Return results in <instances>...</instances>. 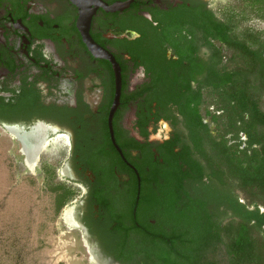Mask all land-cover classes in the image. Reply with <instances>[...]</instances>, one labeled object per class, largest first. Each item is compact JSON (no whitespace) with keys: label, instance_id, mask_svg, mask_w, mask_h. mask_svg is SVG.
I'll return each mask as SVG.
<instances>
[{"label":"trees","instance_id":"obj_1","mask_svg":"<svg viewBox=\"0 0 264 264\" xmlns=\"http://www.w3.org/2000/svg\"><path fill=\"white\" fill-rule=\"evenodd\" d=\"M243 3L264 21V0ZM195 11L127 49L150 79L133 98L173 131L134 163L133 225L107 249L118 264H264V36Z\"/></svg>","mask_w":264,"mask_h":264},{"label":"flooded vegetation","instance_id":"obj_2","mask_svg":"<svg viewBox=\"0 0 264 264\" xmlns=\"http://www.w3.org/2000/svg\"><path fill=\"white\" fill-rule=\"evenodd\" d=\"M209 2L86 0L78 7L71 0H0V128L22 134L38 124L55 129L48 131V141H63L62 175L81 193L74 221L106 264H118L107 250L111 235L133 225L128 213L134 218L135 205L122 196L134 177L139 188L135 161L147 150L154 151V144L169 140L173 131L167 124L170 135L157 141L153 131L165 120L155 121L159 112L155 103L147 107L144 97L133 98L150 79L127 49H134L142 35L150 39L161 33L166 20L196 12L199 5L212 11ZM83 13L91 15L88 34L94 45L112 56L121 70L119 105L111 120L121 154L108 127L114 99L112 66L84 44L77 26ZM166 57H172L170 51ZM122 95L126 98L121 101Z\"/></svg>","mask_w":264,"mask_h":264},{"label":"rangeland","instance_id":"obj_3","mask_svg":"<svg viewBox=\"0 0 264 264\" xmlns=\"http://www.w3.org/2000/svg\"><path fill=\"white\" fill-rule=\"evenodd\" d=\"M209 1L220 20L232 18L237 32L250 29L264 36V21L257 18L258 13L248 3ZM222 54L224 61L232 65L233 52L223 48ZM162 124L169 123L159 121L157 131H153L159 135L157 141L171 133L170 126L163 132ZM56 139L40 155L35 172L30 173L23 165L20 145L0 128V264H92L91 248L74 217L75 227L64 220L66 211H75L81 193L62 175L65 152L63 141ZM64 191L65 201L58 208Z\"/></svg>","mask_w":264,"mask_h":264},{"label":"bare ground","instance_id":"obj_4","mask_svg":"<svg viewBox=\"0 0 264 264\" xmlns=\"http://www.w3.org/2000/svg\"><path fill=\"white\" fill-rule=\"evenodd\" d=\"M167 126L162 124L163 132H167ZM52 129L53 133L55 129L50 128L46 125L38 124L36 125L30 133L22 134L14 128H8V133L14 137L21 144V153L25 157V167L30 173H34L38 166V157L51 143H54L57 139L48 141V131ZM161 134V133H160ZM159 138V135H157ZM73 211H66L64 215L65 223L70 227H75L73 222ZM89 260L92 264H106L103 261H100L95 252L89 250Z\"/></svg>","mask_w":264,"mask_h":264},{"label":"water","instance_id":"obj_5","mask_svg":"<svg viewBox=\"0 0 264 264\" xmlns=\"http://www.w3.org/2000/svg\"><path fill=\"white\" fill-rule=\"evenodd\" d=\"M76 6H80L82 3H85L86 0H71ZM90 18L91 15L88 14L86 15L85 13L81 14L80 19L78 20V30L81 34V37L83 39L84 44L88 47L89 51L97 58L104 59L110 63L112 66L113 74H114V99L113 103L111 106V110L109 113L108 117V127L110 131V136L112 139V143L115 146V149L119 154L120 151L117 148V146L114 144V139H113V133H112V126H111V120L113 117V114L116 110V108L119 105V98H120V93H121V70L118 64L115 62L114 58L110 56L107 52L103 51L102 49L97 48L93 41L90 39L89 34H88V29H89V24H90ZM135 175L139 181V177L135 171ZM139 183V182H138Z\"/></svg>","mask_w":264,"mask_h":264}]
</instances>
